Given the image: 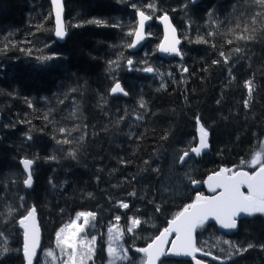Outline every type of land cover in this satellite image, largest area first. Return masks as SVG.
I'll list each match as a JSON object with an SVG mask.
<instances>
[{
	"label": "trees",
	"instance_id": "trees-1",
	"mask_svg": "<svg viewBox=\"0 0 264 264\" xmlns=\"http://www.w3.org/2000/svg\"><path fill=\"white\" fill-rule=\"evenodd\" d=\"M137 10L151 16L154 35L143 48L150 47L146 59L152 61L139 62L138 53L127 51ZM162 14L177 32L181 55L177 70L163 59L169 75L157 81L133 68L157 59L154 19ZM0 18V264H23L16 221L33 207L40 250L51 246L73 215L91 211L93 264L104 263L102 241L112 223L127 249L123 264H140L135 249L191 202L159 193L170 187L162 178L176 148L194 140L197 118L209 132L199 177L219 168L244 170L264 149V6L256 0H65L62 44L52 37L46 0H0ZM246 81L252 82L250 98ZM117 82L127 99L110 95ZM21 159L33 160L28 189ZM118 201L130 207L122 209ZM130 218L141 221L132 233L126 229ZM200 229L198 239L217 236ZM232 241L234 250H215L228 258L226 264H264V220L242 222Z\"/></svg>",
	"mask_w": 264,
	"mask_h": 264
},
{
	"label": "snow or ice",
	"instance_id": "snow-or-ice-1",
	"mask_svg": "<svg viewBox=\"0 0 264 264\" xmlns=\"http://www.w3.org/2000/svg\"><path fill=\"white\" fill-rule=\"evenodd\" d=\"M51 2L56 19L55 35L56 37L63 39L66 35V29L61 19L63 5L61 0H51ZM256 3L264 6V0H256ZM132 7L135 8L136 5H133ZM148 7L155 10L152 5H148ZM136 17L137 21L134 31L128 32L129 36H134V39L130 44H128L130 48H136L137 45H139L144 39L146 22L151 19L150 15H146L144 11L140 10H137ZM161 20L165 23L166 27H170V25H168V16L166 14L161 17ZM95 23L99 24L100 21L97 20ZM37 30H39V28ZM174 33L175 29H173L172 42L167 44V46L165 44H161L160 51L174 53L175 55L180 56L181 52L176 47L180 41L176 39ZM208 34L212 35L211 32ZM241 38L249 39L250 37ZM20 43H30V41H21ZM229 43H231V41H229ZM16 46V43L13 42L12 47L15 48ZM7 47L8 45L5 44L4 48L7 49ZM19 50L21 52H28L29 54L32 51L31 48L25 49L23 47H21ZM237 51H239V49H237ZM220 55L224 56V53L221 52ZM38 59L43 61L49 59V57H38ZM227 62L228 59L226 57L225 63ZM114 63V61H110V66ZM213 63H218V61H213ZM127 64L131 66L133 64V60L128 59ZM141 70L145 73H153L155 71L151 66H146ZM184 71L187 72V68H185ZM245 88L248 89L250 98L252 93V82L246 81ZM110 92L111 94H128L126 91H124V89H122L119 82L115 83V85L111 87ZM140 106L144 107L143 101H141ZM244 106L246 109L249 107V100H245ZM139 118L142 117H138V119ZM60 131L63 133L65 129H60ZM197 131L199 135V143L197 146L191 148V153H194L196 156H200L202 154V150L209 147V132L200 123L199 118H197ZM28 139H31V137H28ZM81 139H83V137H81ZM57 142L60 143V141ZM63 142L70 143V141L67 139ZM261 147L264 148V142L261 143ZM187 156H189V152L185 151L180 157L182 163ZM241 163L243 164L245 161L241 160ZM21 164L23 165L24 172L28 173L27 178L23 180V184L26 188H30L33 184V176L31 172L33 160L23 159L21 160ZM257 164H260V167L258 172H256L254 175H249V173L243 171L233 172L231 175H229L228 173L231 172V170L226 168H221L219 172H216L214 175H210L208 177L209 190L215 192L216 189H221L220 193L215 197L197 195L196 201L190 205H187L183 211H181L174 219L169 221V226L165 228L155 238V240L152 241V243L148 244L146 248L137 249V251L143 252L147 256L148 259L146 264H155L156 260H158L161 255L166 254L162 246L168 243L167 237L172 232L176 233L175 240L171 241L173 249L175 250L174 254L192 256L196 251H198V249L194 247L193 243V230L197 227H203L209 217L214 218L221 229L233 230L238 226L236 217L240 213H244L248 216H252L255 213L264 214V163H261L260 152H257L253 156L249 166L254 167ZM193 183H198V181L193 180ZM243 185H246L248 188L247 195L241 191V187ZM130 195H135V193H130ZM21 199H23V197H21ZM117 203L122 209H128L130 207L129 203L124 201H118ZM156 210L160 211L159 208ZM35 211L36 209L33 207L27 211L26 216H23L21 219H19L20 226L25 229L23 245L25 264H33V258L36 255V235L35 232L30 235L28 226L26 225V221H32L35 219ZM95 217L96 214L91 211L79 212L76 219H73L66 228H61L56 233L57 247L65 256H67V259L63 260L61 264H85L87 260L93 259L95 254L94 246L96 243V237L92 236L91 240L87 241L86 237H81V233H83L85 228L89 225L90 219L95 220ZM81 219H83L82 224L78 223V221ZM115 220L117 223H119L120 216H116ZM130 224L131 227L127 229L129 233L137 228L141 224V221L140 219L130 218ZM113 232L114 228L109 227L108 253L111 257L115 256L116 242L121 239V233L116 232V234L113 235ZM223 242L229 243L227 240ZM86 243L89 245V247L86 251H84V245ZM249 247H252V245H249ZM68 249H71V252H68ZM246 250L247 249H244L243 251ZM5 251H7V249H5ZM238 251L240 250L238 249ZM202 254L209 255V253ZM229 255H231V253H229ZM46 256L53 257V252H47ZM78 257L79 260L77 259ZM53 259L55 258L53 257ZM213 259H216V257H213ZM196 264H201V262L197 261Z\"/></svg>",
	"mask_w": 264,
	"mask_h": 264
},
{
	"label": "rangeland",
	"instance_id": "rangeland-1",
	"mask_svg": "<svg viewBox=\"0 0 264 264\" xmlns=\"http://www.w3.org/2000/svg\"><path fill=\"white\" fill-rule=\"evenodd\" d=\"M2 17L4 19H6V15L2 14ZM4 19L0 18V23ZM153 35H154L153 31L151 30V27L149 26L148 29L146 30V36H147V38H151ZM155 45H154V47H155ZM137 53L139 54V59H138L139 62L152 61V60L146 59V57L150 54V47L149 48L145 47L141 52H136L135 54H137ZM162 61L163 60L156 59V60H153V63H154L153 65H146V66H151V67L154 68L155 71L150 75V77L154 78L157 81H162L165 77H168V75H169V71H166V72L162 71V70L166 69V67L162 65V63H163ZM169 61H170L169 65L171 66V68H174L175 70H177L178 69V64H177L176 58H170ZM73 65H75V62L73 63ZM146 66H144V67H146ZM133 69L135 71H137L138 73H140L141 68L134 67ZM197 139H199L198 131L196 132L193 141L188 142L189 140H186V142H184V144L182 145L183 147L176 148V149H180V150L177 151V153L174 156L171 157V159L169 161L170 162V166H169L168 174L166 176H163L164 178H162V182L170 184L169 185L170 187L167 190L160 191L159 196L161 198L166 199V198L170 197V198L175 199V200H177V199H179V200L188 199V202L189 201L192 202V201L196 200V196L198 195V193L190 190L189 183L191 181H193L196 177H198V175L201 173L200 161H199L200 157L197 160H193V159L189 160L188 163L183 164L179 168L177 167V162H178V159H179L181 153L184 152L185 149H188L193 144H195ZM262 150L263 149H258L257 151H255L253 153V155L250 157L249 161L244 164V166L246 168H248V169H253L256 166H258L259 164H257L254 167H251V166H249V164L251 163V160H252L253 156L257 152H260L261 155H262ZM261 160H262V156H261ZM185 207H183V208H185ZM77 214L78 213L73 215L71 217L70 221L67 222L66 224H64L62 227H60V229L61 228H66L67 225L73 219H76ZM263 217H264V214H263ZM131 219H133V218H131ZM93 221L94 220L90 219L89 225L85 228V231L83 233H81V237L82 238L86 237L87 241H90L92 236H93L92 235V229L94 227ZM78 223L82 224L83 223V219L79 220ZM109 227H113L114 228L113 235H115L116 232L121 233L120 229L117 227V225L115 223L110 224L105 229V233H104L103 241H102V247H103V251H104V263L103 264H110V262H111V264H123V262L125 260H127V249L125 248V246L123 244L122 235H121V239L118 242H116V245H115V248H116L115 256L114 257L109 256V253H108V246H109L108 229H109ZM129 227H131L130 219L127 222L126 229H128ZM87 231L91 234L90 237H87V234H86ZM199 232H202L200 228L198 230V233ZM202 239H203V236L199 237L200 241ZM223 241H225V240L221 239L220 236L212 235L210 237V244L213 246L212 249L219 250L222 253L226 252V251L228 252V249L234 250L233 249L234 247L232 245H230L229 243H224ZM200 244H202V241L200 242ZM88 247H89V245L86 243L84 245V251H86ZM49 251L53 252V257L55 259H53V257L46 256V253L49 252ZM67 251L71 252V249H68ZM203 251H206V250H203ZM66 259H67V256H65L60 251V249L57 247V241H56V235H55L54 239L52 241V244H51V246L49 248H45L43 250H39V253H38L37 259H36V261H37L36 263L37 264H61V262L63 260H66ZM77 259L79 260V257ZM143 260H144L143 256L140 257V259H139L140 264L143 263ZM85 264H93V262H92V260H87L85 262Z\"/></svg>",
	"mask_w": 264,
	"mask_h": 264
},
{
	"label": "water",
	"instance_id": "water-1",
	"mask_svg": "<svg viewBox=\"0 0 264 264\" xmlns=\"http://www.w3.org/2000/svg\"><path fill=\"white\" fill-rule=\"evenodd\" d=\"M46 1H47V3H48L49 10H50V15H51L52 37H53L54 41H55L57 44H62V43L64 42V40H65L66 35H65V37H64L63 39H60V38L56 37V35H55V28H56L55 12H54V10H53V5H52L51 0H46ZM64 1H65V0H61L62 5H63V2H64ZM198 1H199V0H190L191 3H196V2H198ZM162 16H163V15L157 17V20H156V24L159 26V28H160V33H161V38H160V40H159V42H158V44H157V46H156V56H157L158 58H161V59H162V58H169V57H171V56H177V55H175L174 53H166V52H161V51H160V45H161V44H165V45L167 46V44H170V43L172 42L173 29H174L173 25L171 24V21H170V18H169V17H168V25H170V27H166L165 23L162 22V20H161V17H162ZM61 19H62V23H63V25H64V10H63V12H62V17H61ZM136 21H137V17H136V15H135V26H136ZM150 21H151V20H148V21L146 22L145 32H146V27H147V25L150 23ZM134 29H135V28H134ZM133 31H134V30H133ZM174 35H175L176 39H178V36H177V32H176V30H175ZM133 39H134V36H131L129 44L131 43V41H132ZM178 40H179V39H178ZM146 41H147V38H146V36L144 35V39L140 42L139 45H137L136 48H130V47L128 46V48H127L128 53H130V54H134V53H136L137 51H140V50L142 49V47H143V45H144V43H145ZM179 41H180V40H179ZM180 45H181V41H180L179 44L176 45V47L179 48ZM127 66H129V65L127 64ZM141 74L147 76V75H149L150 73H145V72H143V71L141 70ZM114 85H115V84H114ZM114 85H113V86H114ZM113 86H112V87H113ZM110 89H111V88H110ZM109 93H110V95L113 96V97H120V98H123V99H127V95H124L123 93L111 94L110 91H109ZM0 122H1V119H0ZM198 143H199V139H198V142L195 144V146H197ZM188 152H189V156H192V157H194V158H197V157H198V156H196L194 153H191V148L189 149ZM207 152H208V148L202 150V154H203V153H207ZM182 155H183V154H182ZM182 155H181V156H182ZM181 156H180V157H181ZM189 156L185 157V160H186ZM180 157H179V160H178V165H177L178 167H180V166L184 163V162H183V163L181 162ZM21 160H23V159H21ZM21 160L19 161V166H20L21 172L23 173L24 177L27 178L28 173L24 172L23 165L21 164ZM185 160H184V161H185ZM262 163H264V157H263V161H262ZM259 167H260V166H259ZM259 167H257L256 169H254V170H252V171H250V172H247V171H244V170H236V171H234V172L243 171V172H247V173H249V175H254L256 172H258ZM31 168H32V166H31ZM220 169H221V168H220ZM220 169H217L216 172H219ZM216 172L206 174L204 177H202V179H201L200 181H198V183H195V184H194L193 182H191V183H190V188H191V190H195V189L201 187L202 190H203V195H202V196H205V197H215V196H217V195L220 193L221 189H216L215 192H212V191L209 190V187H208V177H209L210 175H214ZM228 174H229V173H228ZM231 174H232V173H231ZM231 174H229V175H231ZM23 186H24V184H23ZM24 188H25V189H28V188H26L25 186H24ZM241 191L247 195V194H248V188H247V186H246V185H243V186L241 187ZM195 201H196V200H195ZM195 201L191 202L190 204L194 203ZM190 204H189V205H190ZM183 210H184V208L181 209V210H180V211H179V212H178V213H177L172 219H174V218H175V217H176L181 211H183ZM26 215H27V213H26L24 216H26ZM252 216H253V215H252ZM252 216H248V215H246V214H244V213H240V214L236 217V219H237V221H238V220H241V219H250V218H252ZM21 218H22V217H21ZM21 218H20V219H21ZM172 219L167 220L166 223H165L164 228H163L162 230H160V231L157 233V235H156L154 238H152L151 241H150L149 243H147V244H146L144 247H142V248H146V247L148 246V244L152 243V241H154L155 238H156V237H157V236H158V235H159V234H160L165 228H167V227L169 226V221H171ZM205 224H211V225H213L214 228H215L218 232L223 233V234H229V233H232V232L235 230V229H233V230H224V229H221L220 226H219V224H217L216 220H215L214 218H212V217H209V219L205 222ZM16 225H17L18 230L21 232V258H22V262H23V264H25V258H24V255H23V245H24V232H25V229L22 228V227L20 226V224H19V219L16 221ZM26 225L28 226V229H29V233H30V235H31L33 232H35V235H36V255H37V253H38V251H39V247H40V231H39L38 223H37V220H36V214H35V219H34V220H32V221H26ZM196 229H197V228H196ZM196 229H194V230H193V233H192L194 247H195V233H196ZM175 238H176V233H175V232H172V233L167 237L168 243H166V244H164V245L162 246V247L164 248V251H165L166 254H165V255H161L160 258H159L158 260H156L155 264H160V262H161L163 259H166V260H183V261H188L190 264H196L197 261H200L201 264H224V263H225V260H222V259H220V258H218V257H216V259H213V257H215V256H213V255H211V254H209V255H203L202 253H204V252H201L200 250L196 251L192 256L175 255V254H174V251H175V250L173 249V246H172V243H171V241L175 240ZM195 248H196V247H195ZM137 249H141V248H136L135 251H136L138 254L143 255V258H144V260H143V264H146L147 259H148L147 256H146L143 252H139V251H137ZM36 255L34 256L33 261H34ZM207 261H208L209 263H208Z\"/></svg>",
	"mask_w": 264,
	"mask_h": 264
},
{
	"label": "flooded vegetation",
	"instance_id": "flooded-vegetation-1",
	"mask_svg": "<svg viewBox=\"0 0 264 264\" xmlns=\"http://www.w3.org/2000/svg\"><path fill=\"white\" fill-rule=\"evenodd\" d=\"M189 149V148H188ZM209 150V149H208ZM263 153H262V161H263V156H264V151H262ZM191 159H193V160H197L198 158H192V157H189L188 159H187V161L185 162V164L186 163H188L189 162V160H191ZM262 163V162H261ZM260 165V164H259ZM258 165V166H259ZM257 167V166H256ZM255 167V168H256ZM254 169V168H253ZM250 171L252 170V169H249ZM200 175V174H199ZM199 175H198V177H196L194 180L195 181H199L202 177H199ZM191 182H193V181H191ZM190 182V183H191ZM190 183H189V188H190ZM190 190H191V188H190ZM194 192H196V193H198V195H203V190H202V188L201 187H199V188H197V189H195L194 190ZM193 193V192H192ZM189 203V202H188ZM264 220V217H263V214H261V213H255L253 216H252V218H250V219H241V220H238L237 221V224H238V226H237V228L232 232V233H229V234H223V233H220V232H218L215 228H214V226L213 225H211V224H205L203 227H202V229L204 230V229H206V230H209V231H212L213 232V234H215V235H217V236H220L221 237V239H223V240H227V241H229V244L231 245L232 243H233V241H232V238H233V236H234V234L236 233V231H237V229H238V227H239V225L242 223V222H246V221H254V220ZM199 228H201V227H199ZM215 229V230H214ZM197 234H198V232H197ZM197 234H196V237H197ZM208 234V233H207ZM198 237L196 238V242H195V246H196V248L197 249H199V250H206V251H210L211 252V254H213L214 256H216V257H223V260H225V263L224 264H226L227 263V261H228V258L225 256V255H222V254H220V253H218L217 251H215V250H213V249H211L213 246L210 244V236H204L203 237V239L201 240L202 241V244H200V240L198 239ZM204 252V251H203Z\"/></svg>",
	"mask_w": 264,
	"mask_h": 264
}]
</instances>
